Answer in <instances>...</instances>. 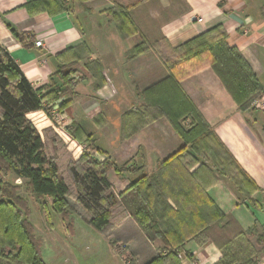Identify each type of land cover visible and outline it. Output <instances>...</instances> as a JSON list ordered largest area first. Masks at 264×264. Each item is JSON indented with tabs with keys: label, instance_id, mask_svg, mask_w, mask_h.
Masks as SVG:
<instances>
[{
	"label": "crops",
	"instance_id": "1",
	"mask_svg": "<svg viewBox=\"0 0 264 264\" xmlns=\"http://www.w3.org/2000/svg\"><path fill=\"white\" fill-rule=\"evenodd\" d=\"M31 1L0 0V45L34 88L46 94L51 83L59 85L57 100L71 115V131L78 141L89 136L95 149L102 150L103 157L118 168L133 165L119 174L107 172L114 194L141 175H156L161 163L184 145L164 116H149L153 109L146 110L139 93L162 72L167 73L163 59L170 50L222 26L227 42L238 50L261 86L256 98L264 97V0H73V7L59 10L55 6L30 14L25 4ZM115 5L137 11L131 28L136 32L121 33L112 16ZM10 28L23 33V43ZM142 39L149 42L150 49L128 60V51ZM39 40L42 46L36 47ZM63 67L74 70L65 83L56 76ZM171 73L256 190L238 192L230 179L217 174L211 184L208 170L194 171L197 165L188 173L206 189L207 206L212 200L248 231L253 260L264 264V110L241 111L209 66L199 65L188 75L177 70ZM44 115L33 112L27 119L47 140L51 154L62 150L70 160L78 159L88 143L80 145L70 133L54 129ZM169 177L172 184L180 180L174 172ZM162 199L158 195V211ZM184 199L170 195L166 203L172 212L179 208L181 213L193 211L186 209ZM197 201L204 212L205 194H199ZM203 232L179 246L180 264L220 263V250ZM153 244L163 248L159 239Z\"/></svg>",
	"mask_w": 264,
	"mask_h": 264
},
{
	"label": "trees",
	"instance_id": "2",
	"mask_svg": "<svg viewBox=\"0 0 264 264\" xmlns=\"http://www.w3.org/2000/svg\"><path fill=\"white\" fill-rule=\"evenodd\" d=\"M55 6L63 10L67 4L64 0H33L25 4L30 14ZM136 12L114 6L112 16L122 34L136 32L131 30L137 19ZM10 31L23 43V33L11 28ZM149 49V42L142 39L128 51L127 59ZM171 59L174 60L171 62ZM163 61L167 64V73L162 72L139 93L146 110L153 109L149 116L152 119L164 116L184 145L161 163L156 175H141L123 192L114 194L107 172L113 170L119 174L123 170L109 158L99 162L84 150L78 160L68 162V179L60 173L57 160L48 154L45 141L27 119L29 113L44 112L45 106L60 97L59 85L51 83L46 94L41 88H34L0 45V177L13 175L22 180L36 201L50 199L52 211L65 221L71 214L79 215V210L85 212L87 223L112 245L117 241L130 243L133 264H180L176 252L179 246L203 231L222 254L218 264H258L253 260L248 231L233 217L224 215L212 200L207 206L206 189L193 181V173L189 174L188 170L194 165H197L194 171L208 170L211 184L217 180L215 174L226 177L238 192L249 194L256 187L187 98L171 71L182 69L181 75H188L196 69L193 68L196 62L209 66L241 111L252 108L261 86L238 50L227 42L222 26H215L170 50ZM56 76L63 83L68 79L61 68ZM184 121L188 122L186 126ZM68 133L78 141L75 131ZM78 143H88L90 146L86 149L104 153L95 149L89 136ZM171 172L180 177L173 184ZM19 190L18 185L0 179V264H45L40 255V240L28 219L27 201L18 195ZM199 194H205L204 212L197 201ZM158 195L163 198L160 211ZM170 195L174 199L185 198L183 205L193 211L183 214L179 208L172 212L166 203V196ZM40 206L43 209L46 204ZM113 214L119 219L116 224ZM158 239L163 244L161 249L153 244Z\"/></svg>",
	"mask_w": 264,
	"mask_h": 264
},
{
	"label": "rangeland",
	"instance_id": "3",
	"mask_svg": "<svg viewBox=\"0 0 264 264\" xmlns=\"http://www.w3.org/2000/svg\"><path fill=\"white\" fill-rule=\"evenodd\" d=\"M64 2L67 4V7L68 5L69 7H73L75 4L73 0H64ZM199 65L200 62H196L193 68ZM176 70L180 74L183 73L182 69ZM61 71L63 74L67 73V78L74 74V70L70 69V67H63ZM60 109H62V106ZM44 116L49 120L46 115ZM68 116L71 117V115ZM147 118H149L148 115ZM187 124V121L183 122L184 126ZM51 125L56 129L52 123ZM71 129L72 126L68 128V132L71 131ZM43 140L45 141L48 154L55 157L57 160L60 173L68 179V162L78 159L70 160L71 158L65 156L62 150L60 151L61 154H56L58 150H54V153L51 154L52 152L49 151L50 148L48 147L49 143L44 137ZM88 146H90V144ZM86 148L84 150L88 151L87 153L93 159L99 162L106 159L101 153H98L94 149L91 150ZM132 166L133 165L127 166L126 164L123 165L121 169L129 170ZM0 179L20 187L18 195L27 201L29 209L28 219L33 226L35 236L40 240V255L45 264H133L131 256H129L131 254L129 252L128 242L117 241L112 245L107 237L87 223L85 220L87 219V214L85 212L79 210V215L71 214L69 219L65 221L60 215L52 211L50 199L45 198L36 201V198L27 191L22 180H18L13 175L0 177ZM43 203L46 204V206L42 209L40 204ZM113 222L115 224L119 222V219L117 220L116 218V214H113ZM126 260H128L129 263Z\"/></svg>",
	"mask_w": 264,
	"mask_h": 264
},
{
	"label": "built area",
	"instance_id": "4",
	"mask_svg": "<svg viewBox=\"0 0 264 264\" xmlns=\"http://www.w3.org/2000/svg\"><path fill=\"white\" fill-rule=\"evenodd\" d=\"M197 21H201L198 19ZM36 47H41L42 42L36 41L34 43ZM251 106L256 109H263L264 110V97L255 98L251 103ZM45 115L49 118L53 126L59 131L66 133L68 128L73 125L74 121L72 117L68 116L66 111L60 109V105L58 100H55L48 106H45ZM126 250V249H125ZM130 256V255H129ZM129 258V257H128ZM128 263L129 261L126 260Z\"/></svg>",
	"mask_w": 264,
	"mask_h": 264
}]
</instances>
